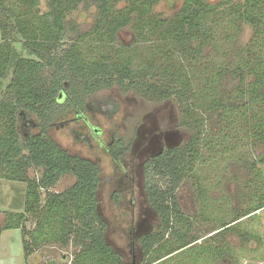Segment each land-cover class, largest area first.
<instances>
[{"label":"trees","instance_id":"obj_1","mask_svg":"<svg viewBox=\"0 0 264 264\" xmlns=\"http://www.w3.org/2000/svg\"><path fill=\"white\" fill-rule=\"evenodd\" d=\"M161 1L48 0L49 10L39 14L41 0H0V179L27 185L24 212H7L5 229L22 230L26 253L45 242L81 243L85 247L74 264H126L105 239L99 165L70 155L49 134L61 116L83 110L90 96L98 109L114 114L119 103L95 94L115 86L150 101L176 100L191 134L184 145L145 164V191L161 220L159 231L142 238L145 264H212L228 251L213 239L264 208L263 188L259 205L202 239L191 233L192 221L178 201L180 186L196 176L204 150L217 158L236 149L229 138L248 139L247 149L250 141L264 143V0H183L172 16L156 13ZM80 5L97 9L84 32L69 20ZM245 26L253 30L247 43L241 41ZM126 29L135 35L129 46L118 42ZM70 34L76 41L66 47L62 41ZM62 91L65 100L59 98ZM32 116L39 133L25 125L22 132L21 120L29 126ZM207 119L219 125L218 133L205 129ZM130 146L116 138L111 154L118 160ZM251 152L239 160L248 165ZM258 162L264 164V157L250 162L255 171ZM31 170L40 175L31 178ZM67 175L75 183L53 191ZM30 216L37 220L31 233L25 225ZM242 232L248 240L261 239L251 229Z\"/></svg>","mask_w":264,"mask_h":264},{"label":"rangeland","instance_id":"obj_2","mask_svg":"<svg viewBox=\"0 0 264 264\" xmlns=\"http://www.w3.org/2000/svg\"><path fill=\"white\" fill-rule=\"evenodd\" d=\"M208 1L217 4L223 0ZM182 4L183 0H162L155 11L157 14L172 16ZM48 10V0H41L38 13L42 14ZM96 13L95 7L80 5L69 16V20H72L73 27L77 26V32H84L95 22ZM245 28L241 41L247 43L253 30L249 26ZM75 36L76 34H70L69 38L74 39ZM134 39L135 35L129 29L122 31L118 36L119 44L125 46L132 45ZM65 46L68 47V44ZM23 51L27 56V52ZM10 80L11 77L6 82L9 83ZM96 97H113L119 103V109L114 114L102 113L104 110L99 109L93 110L92 96L88 102L89 109L81 115L72 111L61 117L50 127L49 134L72 155L88 157L99 164L102 182L97 198L99 212L107 224L106 241L121 254L126 264H145L148 258L140 238L159 231L161 220L147 198L144 164L164 148L184 145L191 134L182 124L180 106L174 99L150 101L135 92L125 93L118 86L101 91ZM24 123V120H21L22 132L26 131L23 128ZM29 124V131H40L36 117L32 116ZM205 129L210 132L213 129L218 133L220 127L207 119ZM116 132L126 142L131 143V149L120 163L108 152V144ZM23 135L24 138L28 136L27 133ZM247 141L248 139H244L238 143L234 138H229L228 142L235 145L236 149L221 153L217 158L204 150L203 163H199L197 172L193 173L196 176L188 177L180 186L178 201L184 214L192 221L193 235L202 236L204 239L206 234H213L224 222H230L239 214L253 210L259 205L260 198L257 194L262 193L264 188V164L258 162L256 171L262 173L259 176L252 169L250 162L264 157V143L254 145L250 141L247 149ZM250 152L252 156L248 157L249 164L246 165L238 156L245 158ZM39 175L35 170L30 171L31 178ZM74 183L73 176H64L53 191L62 192ZM26 190L25 183L0 179V228L6 223V211L24 212ZM117 191L120 205L112 198ZM25 225L31 233L37 226V220L30 216ZM248 229L255 231L261 239L248 240L240 235ZM23 238L20 229H7L2 232L0 264H73L78 252L85 247L81 243L62 246L59 243L45 242L26 253ZM25 238L29 240L30 234H25ZM202 239L199 244H205L207 241ZM213 240L215 247L227 248L228 251L222 258H214L212 264H264V209L245 219L240 223V228H234ZM171 263L174 261L166 264Z\"/></svg>","mask_w":264,"mask_h":264},{"label":"flooded vegetation","instance_id":"obj_3","mask_svg":"<svg viewBox=\"0 0 264 264\" xmlns=\"http://www.w3.org/2000/svg\"><path fill=\"white\" fill-rule=\"evenodd\" d=\"M76 41V38H74V39H70V38H66L65 40H63L62 41V43H64V44H68V45H70V44H73L74 42ZM70 43V44H69ZM105 89H103V90H101V91H104ZM101 91H99L98 93H96L95 94V96L97 95L98 96V94L101 92ZM66 96H67V92H65V91H62L60 94H59V98L62 100H65V98H66ZM90 97H92V96H90ZM90 97H88L87 98V100H86V102H85V105H84V108H83V110H81L80 111V109H75V110H73V111H76V113L77 114H79V115H81L86 109H89V106H88V102H89V99H90ZM96 98L94 97V100H95ZM116 100V99H115ZM91 104V103H90ZM97 104H93V101H92V104H91V106L93 107V108H91V109H93V110H95V109H98V107L96 106ZM100 110V109H99ZM72 112V111H71ZM70 113V112H69ZM102 113H103V111H102ZM67 115V114H66ZM63 116H65V115H63ZM63 116H61V117H63ZM60 117V118H61ZM59 118V119H60ZM24 125L25 126H27L26 128V130L28 131V132H31V131H29V126H30V124H29V126H28V123H24ZM34 133V132H33ZM39 133V132H38ZM82 133L80 134V137H82ZM116 138L117 139H121L122 141H124L125 143H129V144H131L130 142H126L122 137H120L119 136V134H118V132H116L114 135H113V137H112V141L111 142H109V144H108V152L110 153V155L113 157V155L111 154V149H112V146L114 145V143H115V141H116ZM130 149H131V146H130ZM129 149V150H130ZM165 149H168V148H164L160 153H158V154H155V155H153V156H151L147 161H146V163L151 159V158H154V157H156L157 155H159V154H161ZM65 150V149H64ZM129 150L123 155V156H121L118 160H116L114 157H113V159L117 162V163H120L124 158H125V156H126V154L129 152ZM66 151V150H65ZM68 152V151H67ZM69 153V152H68ZM70 155H72L71 153H69ZM72 156H75V157H79V158H83V159H87V160H90V161H92V162H94V163H97L96 161H94V160H92L91 158H88V157H83V156H80V155H72ZM145 163V164H146ZM98 164V163H97ZM145 164H144V166H145ZM99 165V164H98ZM99 168H100V166H99ZM144 169H145V167H144ZM101 182H102V178H101V169H100V184H99V188H100V185H101ZM98 191H99V189H98ZM98 191H97V194H98ZM115 195H113V199L115 200V202H116V204L117 205H120V199H119V194H118V191L117 192H115L114 193ZM97 201H98V198H97ZM264 209V208H263ZM98 211H99V209H98ZM258 212V211H257ZM257 212L255 213V214H257ZM6 213H7V211H6ZM100 213V212H99ZM101 215V214H100ZM5 217L7 218V215H5ZM102 217V216H101ZM103 218V217H102ZM104 220V219H103ZM105 221V220H104ZM240 221V220H239ZM3 222H5V218H4V221ZM106 223V222H105ZM234 223H236V222H234ZM233 223V224H234ZM6 224H7V219H6V223H4L3 224V226H1V228H0V236H1V234H2V232L4 231V230H7V229H5V226H6ZM106 227H107V224H106ZM13 229H20V228H13ZM21 230V229H20ZM220 230H222V229H219V230H215L214 231V233L213 234H215V233H217V232H219ZM105 231H106V229H105ZM21 234H22V230H21ZM213 234H211V235H209V236H212ZM207 234L204 236V238H207V237H209ZM144 237V236H143ZM143 237H141L140 238V240H141V243H142V238ZM105 239H106V236H105ZM254 239V238H253ZM23 240V239H22ZM255 240V239H254ZM107 242V241H106ZM199 242H200V240H199ZM60 244V243H59ZM62 245V244H61ZM63 246V245H62ZM114 249V248H113ZM115 250V249H114ZM116 251V250H115ZM119 253V252H118ZM120 254V253H119ZM121 255V254H120ZM123 261H124V259H123ZM225 261H227V262H229L228 260H225ZM74 262H75V260H74ZM74 262H73V264H74ZM125 262V261H124Z\"/></svg>","mask_w":264,"mask_h":264},{"label":"water","instance_id":"obj_4","mask_svg":"<svg viewBox=\"0 0 264 264\" xmlns=\"http://www.w3.org/2000/svg\"><path fill=\"white\" fill-rule=\"evenodd\" d=\"M168 148H174V147H168Z\"/></svg>","mask_w":264,"mask_h":264}]
</instances>
